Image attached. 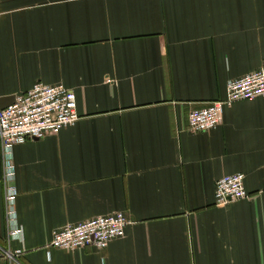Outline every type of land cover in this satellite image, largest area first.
Listing matches in <instances>:
<instances>
[{
  "label": "crops",
  "instance_id": "obj_1",
  "mask_svg": "<svg viewBox=\"0 0 264 264\" xmlns=\"http://www.w3.org/2000/svg\"><path fill=\"white\" fill-rule=\"evenodd\" d=\"M262 67L264 0H0V106L62 83L80 114L15 145L12 178L0 147V245L13 222L24 264H264L263 97L189 130L192 109ZM237 172L251 198L216 205V181ZM113 212L131 222L106 248L48 246Z\"/></svg>",
  "mask_w": 264,
  "mask_h": 264
},
{
  "label": "built area",
  "instance_id": "obj_2",
  "mask_svg": "<svg viewBox=\"0 0 264 264\" xmlns=\"http://www.w3.org/2000/svg\"><path fill=\"white\" fill-rule=\"evenodd\" d=\"M227 93L223 99L209 102L208 105L194 108L189 114V130L194 133L205 132L217 128L222 123L223 111L239 100L264 99V67L253 70L239 78L228 82ZM75 92L62 83L48 84L36 82L32 88L19 94L15 100L0 106V143L3 161L8 178L13 176V148L28 140L57 134L64 127L74 125L79 119ZM215 203L224 206L230 202L251 198L245 186V174L237 172L219 178L215 185ZM17 189L6 186L5 201L7 212L15 215ZM130 219L124 212H113L93 218L69 223L54 230L48 244L49 247L77 250L87 245L104 249L118 237L124 236ZM7 244L0 245V259L7 264H24L21 256L22 248H14L11 238H18L21 229L17 224H10Z\"/></svg>",
  "mask_w": 264,
  "mask_h": 264
},
{
  "label": "water",
  "instance_id": "obj_3",
  "mask_svg": "<svg viewBox=\"0 0 264 264\" xmlns=\"http://www.w3.org/2000/svg\"><path fill=\"white\" fill-rule=\"evenodd\" d=\"M0 255H1V251H0Z\"/></svg>",
  "mask_w": 264,
  "mask_h": 264
}]
</instances>
